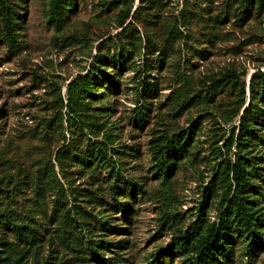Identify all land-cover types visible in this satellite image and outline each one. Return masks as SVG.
<instances>
[{"label":"rangeland","instance_id":"374dc122","mask_svg":"<svg viewBox=\"0 0 264 264\" xmlns=\"http://www.w3.org/2000/svg\"><path fill=\"white\" fill-rule=\"evenodd\" d=\"M54 1L0 0V251L17 264H196L195 240L182 242L219 222L225 188L206 206L205 194L235 161L226 143L264 73V13L244 21L245 0H59L53 20ZM79 75L93 78L98 124L69 121ZM259 123L245 158L264 216ZM231 264H264V251Z\"/></svg>","mask_w":264,"mask_h":264},{"label":"trees","instance_id":"16d2710c","mask_svg":"<svg viewBox=\"0 0 264 264\" xmlns=\"http://www.w3.org/2000/svg\"><path fill=\"white\" fill-rule=\"evenodd\" d=\"M245 9L243 19L248 21L254 16V13H264V0H245ZM49 11L50 18L56 20L61 14L60 1H54ZM5 16L4 28L7 34L5 38L10 45L15 46L16 37L12 29L13 25L7 12ZM168 51L173 55L174 45L170 44L169 48H165L164 56L166 58L170 55ZM255 80H257L256 83ZM93 85L94 81L90 75H79L68 85L66 108L69 121L78 119L86 126L98 124L95 122V118L92 117L89 106L91 97L89 95H92ZM153 92L151 83H145L144 98L147 99L149 94L152 96ZM259 94L262 95V98L257 101V95ZM151 96L150 99H152ZM250 97L248 106L239 114V126L232 129L231 136L226 143L228 153L233 147L236 148L235 161L232 162L227 154L222 169L209 183L205 194L206 206L207 202L213 199L217 185H222L225 188L221 197L222 209L219 222L213 225L207 224L205 236L200 233L198 239H195L193 234L188 240L182 242L185 246V243L188 244L190 241L195 240L196 264H224V262L231 264L234 261L236 252L252 261L264 251V216L252 206L250 201L249 193L252 189L249 178L250 166L245 158L248 143L254 139V127L260 124L259 121L264 124V73L261 71L251 80ZM131 189L134 191L135 186H132ZM114 192L115 195L119 193L116 192V189H114ZM206 210V208H203V214ZM205 224L206 222L202 218L199 226L204 228ZM1 247L4 250L0 251L3 254V256H0V264H17L13 249L8 246ZM97 261L100 264H113L112 260L106 259L105 255H97Z\"/></svg>","mask_w":264,"mask_h":264}]
</instances>
